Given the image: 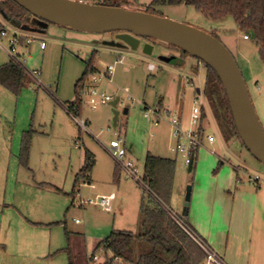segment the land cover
I'll return each instance as SVG.
<instances>
[{
	"label": "rangeland",
	"instance_id": "obj_1",
	"mask_svg": "<svg viewBox=\"0 0 264 264\" xmlns=\"http://www.w3.org/2000/svg\"><path fill=\"white\" fill-rule=\"evenodd\" d=\"M151 1L105 0L106 3L118 2L132 10L148 8L154 12L153 14L194 25L217 36L241 67L252 101L264 126V62L255 41L244 38L246 32L237 26L232 16L212 20L192 6L181 4L155 7L151 5ZM0 24L10 31L0 42L2 64L10 60L6 48L13 31H27L5 20L1 12ZM45 30L43 34L32 33L46 41L44 50H41L37 41L29 46L17 47L27 68L40 70L38 80L29 77V82L18 95L9 93L0 85V129L3 128L5 131L4 135L3 130H0V143L7 136L8 146H11L13 138L16 153L20 148L23 131L32 129L29 165L38 179H49L62 189L61 192L55 191L54 202L56 210L62 208L63 215L64 211L69 209L66 221L74 264H87L89 261L87 257L93 252L96 240L104 239L113 228L134 233L141 230L140 202L147 190L135 178L127 176L121 167L120 181L114 182L116 160L104 147L119 135L124 137L125 145L130 150L127 156H131L138 165L141 175L148 153L176 159L169 209L174 215L187 217L184 213L185 197L188 186H191L188 206L190 208L193 199V178L188 171L183 153L173 150L176 139L172 136V127L168 123L169 116L164 115L159 125H154L144 116L145 107H156L160 99L175 113L181 93L186 92L182 101L187 109L198 96V100L204 103L207 113L205 136L213 133L216 140L211 143L207 137L203 138V143L198 149V159L199 157L203 159L205 151L211 155L220 154L245 167L247 179L257 173L264 177V164L242 145L237 136L227 130L222 121V128L220 127L218 116L204 93L207 66L196 57L152 39L143 38L137 50L120 49L103 44L104 40L111 39L108 33L76 31L51 23ZM148 41L154 45L151 54L143 51V45ZM94 53H96L94 64L98 69H104L106 65L121 59L116 63L112 82L104 80L100 85L101 90H105L114 98L120 97L116 106L119 117L117 125L114 126L110 104H99L95 110L86 107L79 114L87 121L89 127V132H84L79 123L67 114L63 105L75 99V85L85 70V62ZM180 59H184L183 65L177 64ZM150 63L155 65V70L148 69ZM193 65L200 69L198 75L193 72ZM189 77L192 78L194 86L189 84ZM128 95L132 98L128 99ZM125 108H128L127 113H124ZM219 117L222 120L221 115ZM88 120H91L92 125ZM188 126L189 118L186 113L182 117V127ZM223 129L227 139L224 137ZM80 135L84 144L79 139ZM85 146L95 153L97 169L94 182L98 187L82 183L76 189L72 202L73 197L64 192H70L72 189ZM24 173L28 174L25 170ZM102 188L108 192H98L102 191ZM78 192H81L84 198L115 192L116 198L112 201V210L106 211L92 204L79 205ZM76 219L79 221L76 222ZM95 252L99 258L98 264H105L112 257L109 251L98 249ZM117 264L125 263L119 259Z\"/></svg>",
	"mask_w": 264,
	"mask_h": 264
},
{
	"label": "crops",
	"instance_id": "obj_2",
	"mask_svg": "<svg viewBox=\"0 0 264 264\" xmlns=\"http://www.w3.org/2000/svg\"><path fill=\"white\" fill-rule=\"evenodd\" d=\"M180 60L177 64L183 65L184 59ZM195 67L197 66H192L193 72ZM185 95L186 92L180 94L175 112L181 117L187 113L189 118L191 105L188 109L184 106L182 98ZM157 105L170 109L162 99ZM63 107L66 110V106ZM4 132L3 130L5 135ZM79 139L84 144L81 135ZM13 140L12 138L11 146H8L6 136L0 143V264H71L70 232L66 221L69 209L63 215L62 208L56 210L54 202L55 191L61 192L62 189L49 179H38L29 162L28 167L21 165L20 148L15 153ZM88 152L95 162L90 182L86 183L97 186L94 182L97 169L95 153L85 146L71 191ZM203 156L206 158L203 157L202 160L197 156L198 162L194 170L189 172L193 178V199L190 208L184 211L187 215L185 219L223 264H264V177L258 183L252 182L243 173L247 169L230 158L220 154L211 155L207 151L203 152ZM118 170L120 166L116 163L113 180L117 183L120 181ZM102 189L98 192H108ZM70 192L64 193L70 195ZM71 196L73 202L75 197ZM61 221L64 223L55 224ZM102 240L94 243L93 252L87 257V264H98L99 258L94 259L97 256L95 251H106L104 246L97 249Z\"/></svg>",
	"mask_w": 264,
	"mask_h": 264
},
{
	"label": "trees",
	"instance_id": "obj_3",
	"mask_svg": "<svg viewBox=\"0 0 264 264\" xmlns=\"http://www.w3.org/2000/svg\"><path fill=\"white\" fill-rule=\"evenodd\" d=\"M88 2L122 6L118 2L106 3L105 0H88ZM181 4L194 7L205 17L212 20H221L227 16H232L237 26L243 32H246L245 35L255 41L259 48L260 57L264 62V0L151 1V5L155 7ZM143 10L154 13L148 8ZM0 12L8 22L17 28L26 23L32 24L33 16L14 0H0ZM2 28L7 27L0 24V29ZM170 46L188 54L180 48L173 45ZM95 55L96 53L85 62V70L75 85V99L68 102V104H64L68 113L73 112L76 115L81 113L78 91L85 76L93 69ZM202 63L205 64L204 62ZM206 66L204 93L207 101L215 110L220 127L222 128V121L227 130L237 136L244 146L239 137L228 97L220 78L210 66ZM198 71V67H195L194 72L198 73ZM28 82L29 75L22 63L17 59L10 58L7 63L0 66V85L7 88L11 93L18 95ZM220 115L222 120L219 117ZM206 118L207 113L204 103H202L201 129L203 131H205ZM32 132V129H29L22 135L19 162L24 167H28ZM222 132H224V137L227 139L224 129ZM94 162V157L88 152L85 156L84 164L75 178L74 188L69 193L70 195H75V188L79 187L80 183L90 182V173ZM196 162L197 159L194 158L193 162L188 165L189 172L194 170ZM175 170L176 159L151 153L146 155L142 181L147 192L142 196L140 202L141 230L139 233H134L130 230L113 229L105 239L100 241L97 249L104 246L106 252L112 253V257L105 264H112L115 257H119L125 264H204L207 252L197 241L198 239L206 245L204 239L191 227L185 218L178 216L185 228L181 226L169 209ZM63 223L61 221L55 224ZM66 234L68 235V231H66ZM70 263L74 264L72 256L70 257Z\"/></svg>",
	"mask_w": 264,
	"mask_h": 264
},
{
	"label": "water",
	"instance_id": "obj_4",
	"mask_svg": "<svg viewBox=\"0 0 264 264\" xmlns=\"http://www.w3.org/2000/svg\"><path fill=\"white\" fill-rule=\"evenodd\" d=\"M32 16V24L20 29L43 34L48 24H56L71 30L111 33L115 39L103 44L120 49H139L142 39H153L173 45L210 66L220 78L228 97L229 106L241 141L246 149L264 164V126L252 101L246 79L236 58L216 36L194 25L144 10H132L124 6L103 5L81 0H14ZM154 45L146 42L143 51L153 52ZM119 97L110 102L113 125H117ZM128 108L124 109V113ZM191 199L188 186L185 207Z\"/></svg>",
	"mask_w": 264,
	"mask_h": 264
},
{
	"label": "built area",
	"instance_id": "obj_5",
	"mask_svg": "<svg viewBox=\"0 0 264 264\" xmlns=\"http://www.w3.org/2000/svg\"><path fill=\"white\" fill-rule=\"evenodd\" d=\"M9 33L10 31L9 29L7 30V28L0 29V42L2 38ZM244 38L249 39L248 35H244ZM35 41L39 42V46L41 49L46 48V41L41 37L32 34V32H19L18 30H14L9 40L6 51L10 54V58H15L22 63L29 77H34L36 80H38L40 70H29L24 60L20 57V53L17 49L18 46H29ZM120 60L121 59H118L115 63L106 65L104 69H98L95 64H93V69L90 70L85 76L78 91L80 97L81 112L86 107L95 110L98 108L99 104H110V102L115 99L105 90H101L100 85L104 80L112 82V77L116 69V63ZM148 68L150 70H154L156 67L153 63H150L148 65ZM189 84L191 86L195 85L192 80L189 81ZM131 98L132 97L128 95V99ZM69 114L79 123L82 131L89 132L87 121H85L79 115L74 114L73 112H69ZM164 115L169 116V123L172 127V136L176 139V145L173 147V150L183 153L187 166L191 162H193L194 158L197 159L198 149L202 145L204 137H207L208 141L211 143L215 141V136L213 134L210 133L205 136L206 132L201 129L202 101H199L198 97L194 98V100L192 101L188 127H182V117L178 113H173L170 109L164 106L156 105V107L154 108L145 107L144 116L148 118L154 125H159ZM77 141L78 139L76 140V142ZM104 147L116 160V163L123 169L127 176L135 178L143 187H145L142 181L143 175L139 173L138 165L130 156H127L128 149L125 145V139L123 136L119 135L117 138L111 139L108 145H104ZM243 173L247 174V171H244ZM262 179L263 177L258 173L254 176H249V180L252 182L258 183ZM81 184L82 183H80L79 186ZM91 186L94 187V185ZM77 197H79V205L81 206L92 204L95 206H99L106 211H111L112 201L115 199L116 195L115 193H110L96 195L94 198H84L81 192H78ZM174 217L177 219L180 225L184 227L182 220L177 215H174ZM78 221L79 220L76 219V222ZM197 241L207 252L205 264H223L219 257L211 249L201 243L198 239ZM94 259H98V257L94 256ZM117 261H119V257H115L112 264H117Z\"/></svg>",
	"mask_w": 264,
	"mask_h": 264
},
{
	"label": "flooded vegetation",
	"instance_id": "obj_6",
	"mask_svg": "<svg viewBox=\"0 0 264 264\" xmlns=\"http://www.w3.org/2000/svg\"><path fill=\"white\" fill-rule=\"evenodd\" d=\"M117 33H118V32H111V33H108V34L111 35V39H115Z\"/></svg>",
	"mask_w": 264,
	"mask_h": 264
}]
</instances>
